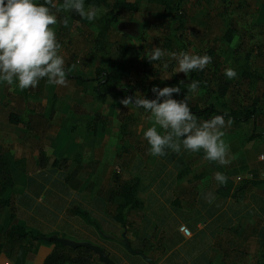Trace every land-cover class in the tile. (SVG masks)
<instances>
[{
    "label": "crops",
    "instance_id": "obj_1",
    "mask_svg": "<svg viewBox=\"0 0 264 264\" xmlns=\"http://www.w3.org/2000/svg\"><path fill=\"white\" fill-rule=\"evenodd\" d=\"M77 106L70 105L71 108ZM67 108L62 109L59 104L53 112L62 109L57 115L65 117ZM32 110L33 107L26 109L25 114L35 116ZM9 113L0 115V149L11 163L12 179L5 198L14 213L13 222L17 221L27 231L45 238L57 236L95 244L115 264L147 263L116 241L109 242L110 239L99 233L104 229L117 238L125 233L131 248L144 253L154 264H248L250 260L251 264H256L259 261L264 243V123L258 125L257 119L233 122L221 129L230 147L229 163L220 166L225 177L234 184L230 195L223 196L220 191L224 189L214 179L217 170L207 162L203 149L191 152L181 145L179 153L167 148L163 156L150 153L144 138V132L154 123L150 116L135 118L121 134L125 120L117 116V110L114 120H106L103 117H107V113L103 110L100 114L106 133L100 138L90 132L77 136L76 148L71 152V146L51 150L47 137L55 134V128L46 130L43 135L42 129L51 126L40 123L38 129L29 131L27 120L23 119V124L19 125L9 123ZM92 113L89 110L90 117ZM204 120L207 119H197L198 123ZM245 125L249 128L240 140L227 141L236 138L235 134ZM256 125L260 132H256ZM156 127L163 135L164 130ZM15 130L17 137L12 134ZM110 140H115V146ZM40 152L44 154L42 159ZM55 160L62 167L53 165ZM116 162L119 163L116 168L123 170L121 183L137 181L136 198L142 204L140 210L126 213V231L113 218L118 201L109 197ZM70 174V179H66ZM249 175L253 179L250 180ZM242 186L244 188L234 198L233 194ZM10 207H0L2 228L9 225ZM81 212L86 213L87 218ZM181 227H184L182 232ZM24 247L29 251L21 253L18 249L15 253L12 249L1 253L0 264H44L54 248L39 243L33 256L30 244ZM227 252L233 256H227Z\"/></svg>",
    "mask_w": 264,
    "mask_h": 264
},
{
    "label": "rangeland",
    "instance_id": "obj_2",
    "mask_svg": "<svg viewBox=\"0 0 264 264\" xmlns=\"http://www.w3.org/2000/svg\"><path fill=\"white\" fill-rule=\"evenodd\" d=\"M114 1L117 0H110V2ZM126 1L136 2L138 11L134 13L117 11L115 13L117 22L112 24V29L108 34L107 51L101 53L95 49L94 41L98 32L95 20L100 17L103 11L97 12L93 21H89L87 17H80L69 29H61L63 17L69 15L71 10L63 7L64 0H54L58 8H54L52 14L56 15L57 23L50 28L61 45L58 54L65 60L66 74L84 78L93 77L94 68L105 66L110 57H117L119 45L122 42H127L136 58L130 83L139 84L141 81L148 83L154 78L169 80L171 74L175 73L188 85L191 83L188 74L177 73L174 70L177 67L176 61L172 60L168 54L183 51L194 55H205L207 51H211L212 54L209 56H211L212 62L205 67L207 72L210 75L213 73L214 76L215 74L221 75L230 82L228 92L222 99L225 105L221 109L214 100L217 88L215 81L211 87L212 93L208 94H204V91L198 88L194 93H189L188 88L185 87L190 104H199L203 108L206 104L211 103L215 108L225 111L248 107L252 102H256L260 110L256 120L257 124L264 123V0H175V3L179 2L180 9L186 15L185 31L178 33L179 38L173 35L172 28L174 27L171 25L170 17L163 13L159 4L150 0ZM34 2L35 0H33ZM229 28L234 32L233 42L230 46L222 40L223 33ZM155 47H160L166 55L161 60L153 62L148 60L144 64L142 61L147 58L146 54ZM165 62L169 64L166 70L163 68ZM214 63H219L217 70L213 67ZM245 64L250 67L252 73L262 76V80L254 84L243 80L239 71ZM227 68L234 69L237 76L233 79L227 78L224 74ZM66 80L68 84L65 87L54 85L47 78H42L37 87L25 90L19 89L15 81L13 85L9 86L5 81L0 80V115L4 112L14 111L29 122L26 125L29 126L26 128L29 131L38 129L40 123L50 125L51 127H47L45 130L43 128L41 134L44 135L46 130L50 129L51 131L55 128V134L47 135L51 150L59 151L71 146V152L75 147L77 136L90 131L92 135L100 138L106 133L103 121L92 124L91 130L87 129L86 124L89 121L92 122L96 112L102 113L104 110L107 117L103 118L114 120L113 114L117 110L119 112L117 116L125 120L126 129L132 125L135 118L151 116L150 112H145L143 109L132 106L124 107L120 103V100L123 99L122 94L115 93L105 104H101L92 99L94 97L92 88L89 87L86 91H82L72 80ZM137 91L142 95L140 88H137L135 93ZM29 102H33V106ZM59 104L62 105V109L68 106L65 110V117L57 115L58 112H62V109L55 111L54 114L51 108V105H54L55 108ZM71 104L78 106L71 108ZM30 107H33L32 112L35 113V116L25 114L26 109ZM89 110L93 111L91 117ZM45 112L47 115H43ZM144 112L147 114L142 115ZM121 118L120 121H123ZM248 128L249 126L245 125L240 132L235 134L236 138H228L227 141L240 140ZM95 129L97 130L94 132ZM255 129L256 132H260L257 125ZM12 134H15L16 137L19 135L16 130ZM32 138L35 139L36 136H32ZM110 143L115 146L116 142L110 140ZM59 165L61 166V163ZM115 165L119 166V163L116 162ZM122 171H119V176L122 175ZM99 233L102 236H114L112 233L106 232V229ZM108 241L114 243L112 240ZM11 247L15 253H18V246L11 244ZM30 247V252L34 256L35 246ZM227 256L232 257L233 254L227 252ZM18 260L19 257L16 254L15 261L18 262ZM258 260L264 264V260H261L260 257ZM251 263V260L248 261V264Z\"/></svg>",
    "mask_w": 264,
    "mask_h": 264
},
{
    "label": "clouds",
    "instance_id": "obj_3",
    "mask_svg": "<svg viewBox=\"0 0 264 264\" xmlns=\"http://www.w3.org/2000/svg\"><path fill=\"white\" fill-rule=\"evenodd\" d=\"M55 7L54 0H45L40 5L33 3V0H0V80L7 85L11 86L15 81L19 89L25 90L37 87L40 79L47 78L54 85L67 86L65 60L58 54L61 45L49 27L57 23L56 15L51 12ZM63 7L74 10L80 17H87L89 21L96 18L98 11L94 6L85 9L83 0H64ZM61 23L68 26L66 18ZM146 55L153 62L161 60L166 53L160 47H155ZM168 55L176 61L174 70L185 75L202 71L212 62L207 54L194 55L182 51ZM168 67L169 64L165 62L163 68L166 70ZM224 74L229 79L237 76L232 68L225 69ZM198 86L199 81L195 80L186 85L189 93H194ZM151 91L156 94V99H146L137 91L134 96L120 100V103L126 108L132 106L151 113L149 119L154 118V123L144 132V138L152 155H166V148L179 153L183 145L185 150L191 152L203 149L205 158L210 162H217L221 166L229 163L227 156L230 146L225 143V132L221 130L226 123L228 126L233 123L231 118L225 121L227 113L198 123L187 96L179 101L170 98L172 93L181 92L179 86L163 89L153 86ZM161 97L166 99L160 102ZM156 125L164 130L163 135L158 133ZM214 179L221 184L226 182L220 172L216 173Z\"/></svg>",
    "mask_w": 264,
    "mask_h": 264
},
{
    "label": "trees",
    "instance_id": "obj_4",
    "mask_svg": "<svg viewBox=\"0 0 264 264\" xmlns=\"http://www.w3.org/2000/svg\"><path fill=\"white\" fill-rule=\"evenodd\" d=\"M151 2H155L162 7L163 13L167 14L170 17L173 35L176 38H179L178 33L185 31V23H186V15L180 9L179 2L175 3V0H150ZM45 0H36V4H44ZM84 6L87 9L89 6H94L98 11L102 12L100 17L95 20V23L98 25V32L95 38V49L98 52L106 53V46H108V34L112 29V24L117 22V18L115 17V13L117 11L134 13L138 11V5L136 2H128L126 0H117L114 2H110V0H83ZM47 6V5H46ZM58 5L56 4V7ZM54 8L51 9V12ZM68 20V26L65 27L63 24L61 25V29H69L73 26V23L76 19L80 18V16L74 11L71 10L69 15L64 16V19ZM50 25L49 27H51ZM234 32L231 28L227 29L223 35L222 40L228 43L230 46L233 42ZM207 55H211V51L206 52ZM145 61H148L145 58L142 62L144 64ZM136 62V58L132 54V51L127 42H122L118 48V56L110 57L106 61V65L103 67L94 68V76L91 78H84L83 76L69 75L66 74V79L72 80L74 84L82 89V91H86L89 87L92 88L94 92V99L96 102L104 104L107 102L108 98L115 94H122L123 99L127 96H134L137 88H140L142 95L144 98L153 100L156 99V94L152 93L151 89L153 86L158 87L159 89H163L164 87H173L179 86L181 88V92L179 94L172 93L171 99L173 100H183L185 96L188 95L185 92L186 84L177 76V74H171L170 79H160L154 78L148 83L146 81H141L139 84L130 83L131 73L133 71L134 65ZM217 64V65H216ZM149 65V64H148ZM147 67V66H146ZM215 70L219 67V63H214ZM240 77L243 80H247L250 84H254L258 81L262 80V76L252 73L250 71V67L246 64L239 71ZM188 78L190 81H199L198 89L204 91V94L212 93L211 87L214 84L217 85L214 100L222 109L225 105L222 102V99L226 96L230 82L224 79L221 75L215 74V76L210 75L207 72L206 68L202 71H192L188 73ZM181 81L183 83H181ZM26 93V92H25ZM164 97L160 98V102L164 101ZM188 104L191 108L192 114L198 118L209 119L212 116L224 115L227 113L224 118H231L234 123H245L249 120L255 122L258 115L260 114V110L257 107L256 102H252L248 107H241L239 109H227L225 111L221 109L215 108L213 104H206L203 108L198 105H190L189 98ZM52 110H54V105H51ZM9 123L13 125L23 124V119L16 113L10 112L8 115ZM99 121H103L104 119L101 117L100 113H95L92 122H88L87 129L91 130L92 124H95ZM26 125V124H25ZM28 125V124H27ZM27 127V126H26ZM96 128V127H95ZM97 129L94 130V132ZM125 130V125H121L120 132L123 133ZM90 132V131H88ZM257 136V135H254ZM259 136V135H258ZM252 137V136H251ZM44 158V154L40 152V159ZM9 159L5 156V154L0 149V207L9 206L10 202L5 198V193L12 186V179L10 175ZM55 160L53 165H58ZM75 173L77 171L75 170ZM72 175H68L66 179H70ZM113 187L109 191V197L111 199H117V205L115 207L114 212V220L119 223L123 229L126 231V227L128 224L126 213L130 210H140L142 208V204L136 198L137 193V181L132 180L128 183H121L119 170L116 168L113 176H112ZM244 186L240 187L233 194L234 198L238 197V192L242 191ZM11 209V213L9 215V225L6 228L0 227V254L7 251H11L13 248L11 244H14L19 247L21 253L28 252L26 249L27 244L30 246H37L39 243H46L53 245V250L51 253L44 259V264H94L97 260L96 256L86 248H77L70 249L68 247H63L54 241L46 242L44 240L45 237L39 234H33L25 229L23 225L14 220V213ZM85 218L86 213L81 212ZM263 248V252L261 253L260 259L264 260V243L261 244ZM31 251V250H30ZM256 264H262L259 260Z\"/></svg>",
    "mask_w": 264,
    "mask_h": 264
},
{
    "label": "water",
    "instance_id": "obj_5",
    "mask_svg": "<svg viewBox=\"0 0 264 264\" xmlns=\"http://www.w3.org/2000/svg\"><path fill=\"white\" fill-rule=\"evenodd\" d=\"M207 162L210 163L217 170V172H220L225 178V181H226L225 183L221 184L219 182L220 187L224 189L220 191V194L223 196L230 195L233 189V186H234L233 182L225 177L224 171L220 165H218L216 162H210L208 160ZM104 237L107 239L116 241L130 254L140 255L146 261L147 264H154L153 260L149 258L148 256H146L144 253L140 251H135L131 248L130 243L125 233L121 234V238H117L114 236H104ZM44 240L47 242L54 241L58 243L59 245L63 247H68L70 249L86 248L90 250L97 257V262L94 264H115V262L107 255V253L101 247L97 245H93L88 242H75V241H71L65 238H60L57 236L46 237L44 238Z\"/></svg>",
    "mask_w": 264,
    "mask_h": 264
},
{
    "label": "built area",
    "instance_id": "obj_6",
    "mask_svg": "<svg viewBox=\"0 0 264 264\" xmlns=\"http://www.w3.org/2000/svg\"><path fill=\"white\" fill-rule=\"evenodd\" d=\"M248 178L251 180V179H253V176L252 175H249ZM237 181H241V178H237ZM180 231L181 232L184 231V227H181L180 228Z\"/></svg>",
    "mask_w": 264,
    "mask_h": 264
}]
</instances>
